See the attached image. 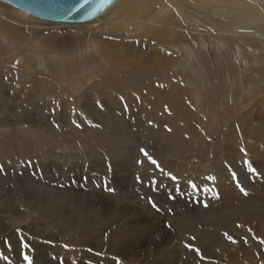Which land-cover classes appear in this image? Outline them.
I'll return each mask as SVG.
<instances>
[{"label":"rangeland","instance_id":"rangeland-1","mask_svg":"<svg viewBox=\"0 0 264 264\" xmlns=\"http://www.w3.org/2000/svg\"><path fill=\"white\" fill-rule=\"evenodd\" d=\"M169 1L166 0L171 5L172 3ZM0 3L6 6L9 5L2 1ZM9 7L12 6L9 5ZM12 8L23 12L18 8ZM1 9L0 7V13L3 12V15H0L2 22L8 23L7 15L14 18L17 17L14 11H7L6 8L1 11ZM5 11L7 12L6 14L4 13ZM121 12L122 10H118L117 13H114L109 19L110 21H107L108 24L99 22L91 25L93 32L99 30L98 32L103 33L100 37L104 40L99 42H104L107 45L108 41H113V37L105 35V28L111 27ZM173 12H175L174 9ZM30 17L34 18V23L38 24L35 25L37 26V32L35 31L34 36L25 33L24 25L22 26L12 21H9L10 24L0 25L2 29L8 30V28L10 29L11 26H14L12 25L14 23L15 27L18 25L17 27H20L21 30L20 36H18L19 34L12 35L16 38L0 35V58L7 66L28 67L33 69L35 75L56 81L58 87L60 85L61 90L73 98L77 95L76 91L82 92L84 89L86 91L93 83V88L97 90V97L104 99L106 106L105 108H99L93 105L90 93L87 94L86 92L85 95L88 97L83 99V105H86L89 99L91 104L88 103L85 109L83 107L82 109L69 108L66 105H62L56 111L53 107L50 108L51 105L48 106L44 102L41 103L42 100L38 88L36 92L34 88L29 89L27 86H22V88L20 87L21 89L19 88L13 94V76L8 77V75L0 71L1 123L14 118L18 120L17 118L26 115L25 117H28V119H32L35 116L40 119L39 123L43 124V127L39 125L27 127L21 126L17 122V127L4 126L3 124H1L3 126H0V137H2L0 142L11 138L12 141L8 140V142H12L11 146L5 145L4 147L6 149L9 147L16 149V152L20 151L19 154L21 156L16 158L10 154L0 153V204L4 203L0 205V218L7 211L22 210L23 207H21L18 199L20 188L34 198L36 197V199L41 194L49 191V200L56 202L58 207L54 209L55 216L51 218V221L50 219H45L48 223L55 219L58 220L59 204L63 207L66 206L65 204L73 203L76 200L80 203H86L88 194L94 195L93 197L95 198H97L95 195L100 197L102 194L114 196V198L118 197L117 199L121 200L124 205L123 209L117 210L118 213L115 210L107 212V216L101 221L103 225H86L79 231L71 232V238L79 241L93 240L94 242H104L106 240L117 242L119 239L138 242L147 238H159L165 234L163 238L166 240L162 241V246H164L154 252L155 256H163L161 258L163 262L159 259V263H139L133 259L124 260L117 255L111 256L112 254L107 252L96 254V256L94 254L83 256L80 254L82 253L80 250L90 252V246L68 244L69 238L62 237L61 231L54 227L45 229L43 226L47 222L35 213L30 220L23 223L24 225L14 228L10 232L8 231L9 233L7 232V234L0 230V264H28L24 259L25 255L31 257L32 264H107V262L108 264L109 262L110 264H164V262L165 264L171 262V264H230L226 259L227 252L223 250L232 251L233 245H235L233 241L241 239L244 240L245 245L247 240L260 243V238L240 225L238 221L251 217L253 224L260 225V229L264 228V146H258L260 150L263 149L260 152L259 149L252 145L258 141H253L247 136L250 139H247V144L245 143L246 149L248 152L256 153L255 155L260 159L251 168L259 169V171L248 170L247 157L242 156L240 152H238L239 154L235 152L238 140L235 136L236 134H233L235 133L234 125L231 124H234L233 119L236 117L237 112L242 110L243 107L250 105L253 99H259L260 95L264 94V39L261 35L254 36V34L238 32L235 39L228 34L227 36L223 35L224 40L222 38L219 40L209 38L208 44L205 43L204 46L202 43L192 40L190 41V47L186 48L184 47L185 45L177 46L175 44L174 36H171L173 35L171 30H174L172 21H170V27H163V32L154 35V42L155 40H163L159 42V45H161L167 55L172 54L176 58L172 69L176 70L181 80L186 83V101L192 109H190V114L191 121L195 126L194 129H196L195 134L191 133L192 137L190 136L187 139L188 150H179L180 143L178 139L180 137L172 135L173 138L170 145L167 144L165 146L163 142L166 134H164V131L156 129L154 122L152 124V119L147 117L145 110L143 111L146 106H140L139 96L143 98L146 95L143 98V100H146L152 95L151 91L146 92V94L142 92L143 96H141L139 95L140 93L133 90L138 101L134 100V102L125 100V95L112 89L111 84L102 83L97 86L98 78L105 71V68L113 69L110 59L98 57V51H100L98 46L95 49V46L90 47L91 45L89 44L90 46H88V43L84 45L80 43L79 48L75 46L62 53L57 51V56H52L51 52L43 53L41 48L34 49L37 44L35 35H41L40 33L42 32V35L52 37L48 40L50 44L57 43L58 41L55 40L61 38L60 34L61 36L68 35L72 31L73 26L69 25L79 23L65 24L58 22L57 24H60V26L43 28L45 25L40 26V23H50L51 21H44V19L32 15ZM204 22L207 21L204 20ZM110 23L111 26H107ZM35 26L33 27L35 28ZM148 30L145 27V29L125 34L121 38L125 41L124 43L128 48L150 51L151 44L148 42L139 41L142 45L136 42V37L144 36ZM155 36H158V38L156 39ZM86 37L94 39L95 37L97 38V35H89L87 33ZM26 41L29 46L26 45ZM132 41L134 42L131 44ZM243 41L251 44L252 48L250 49L249 46L244 45ZM59 54L62 57H59ZM103 61L106 62L105 65ZM150 78L154 79V76ZM153 82L154 85L152 82L151 84L156 86L158 93L164 95L167 92V89L161 87L159 82L155 80ZM29 90H31L30 93ZM112 93H117V95ZM111 96L120 98L115 97L117 100L114 101ZM25 97L30 100L27 99L26 101ZM20 98L22 100L25 98V101L23 100L24 103L22 102L23 104ZM261 101L263 102L264 98ZM16 104H22V106H16ZM55 112L56 115H54ZM114 120L116 123H114ZM97 121L100 122L98 123ZM19 127L27 131L28 136L32 140L34 139L32 142L41 148L42 155L47 158L45 156L44 159L38 158L35 156V151L29 148L27 144L22 143L21 145L16 142V137L12 135L18 133L17 128ZM111 127L123 134V138H114L110 131ZM225 127L233 130L230 131L229 138L226 136L229 140L232 139V143L229 141L232 145L224 140ZM250 130L248 135L252 137L257 134L255 131L264 133V122L258 125L251 124ZM221 131L223 132L222 137H220ZM201 140L205 146L201 145ZM226 144H229L230 148ZM21 147L22 150H20ZM141 149L144 151H141ZM21 152L23 153L21 154ZM145 152L149 156L152 155L150 156L152 160H157L158 162L155 164L152 161L150 162V160L147 162L148 156L145 155ZM156 152H163L164 159H161ZM51 154L56 155L53 157ZM156 155L157 157H155ZM204 156H208V158H204ZM48 157L51 158L49 159ZM168 158L171 159V162H168L170 161ZM154 165L156 166L153 171ZM172 177H176V179H172ZM193 185L196 187L194 188ZM107 189H113V191ZM153 204H155V207H153ZM135 209H141L143 213H138ZM98 210L97 203L92 205L89 210L90 216L94 215L92 214L94 212L97 213ZM147 216L148 218H146ZM128 218H130V221L132 218L135 220L121 228L110 230V228L114 227V223L128 220ZM213 220L217 221L216 224ZM1 225L2 223L0 222ZM226 233L227 235H225ZM197 235L199 236L200 245H194L193 243L196 241L195 237H198ZM228 236L233 239L229 240ZM24 245H28V247ZM135 247L137 250L133 253L137 254V256L142 257L151 251L150 246L145 244V242H138ZM196 249H200L199 252ZM77 250L80 253L76 252L77 254L73 255L74 252L72 251ZM260 251H263V248H260ZM209 252L211 253L209 254ZM164 254L166 259H164ZM106 256L112 257V260L109 261ZM167 257H169L168 260ZM170 260L172 261L170 262ZM240 260L243 261L242 259ZM263 261H261V264H263ZM241 264L248 263L241 262Z\"/></svg>","mask_w":264,"mask_h":264},{"label":"bare ground","instance_id":"bare-ground-1","mask_svg":"<svg viewBox=\"0 0 264 264\" xmlns=\"http://www.w3.org/2000/svg\"><path fill=\"white\" fill-rule=\"evenodd\" d=\"M170 1L172 3L171 5L169 3H167L166 0H113L112 3L110 5H108L107 8H105L102 12H100L92 20L85 21V22H78L79 24L69 25V26H73V29L71 28L72 31L70 30L71 32L68 35L62 34L63 36H61V34H60L61 38H58L59 40H55V41H58L57 43L50 44L48 42V40L51 39L52 37L50 38V36L42 35V32L40 33L41 35H35V37H36L35 40H36L37 44H36V46H34L35 47L34 49L41 48L43 53L44 52L45 53L51 52L52 56H54V55L57 56V51H59V53H62V52H65L66 50L72 49L75 46H77L79 48L81 45L80 43H83V45L88 43V46H90V45H91L90 47L95 46L96 47L95 49H97V46H98L100 49V51H98L99 52L98 57L110 59L112 61L113 69L105 68V71L98 78L97 86H99L102 83H105L106 85L111 84L112 89H114L118 93L125 95L124 98L127 101L136 100L135 97H137V96L134 95L135 92L140 93L139 95L143 96L142 92H145V94H146V92L151 91L152 95L150 97H148L146 100H143V98L146 97V95H144L143 98L139 96L138 99H140L139 100L140 106L145 105L146 106L145 108L148 107L147 109L144 108L143 111L145 110L147 117L152 119L151 120L152 124L154 122V126L156 125V129L162 130V131H164V134H166L163 144L165 146H167V144L170 145V142L173 138L172 135H175V136L178 135L180 137L178 139L179 143H180V145L178 147L179 150H183V149L188 150L187 139H188V137H190L192 135L191 133L195 134L196 129H194L195 126L193 125V123L191 121V114H190L191 108H190L189 104H187V101H186V93H187V92L185 93L186 83L181 80V78L177 74V71L172 69V67L174 66L173 64L175 63L176 58H174V56L172 54L167 55L165 50L162 49L161 45H159V42L163 41V40H155V42H154V40H153L154 35H157L159 32L160 33L163 32L162 31V29H164L163 27H170V25H171L170 21H172L174 23V25L172 24L173 25L172 28L174 30H171V34H173L171 36L172 37L174 36L173 38H174L175 44H177V46L178 45L179 46L185 45L184 47H186V48L190 47V41H192V40L194 42L202 43V45L204 46L205 43L208 44L209 38L217 39V40L222 38V40H224L223 35L227 36V34H228V35H231V37L235 39L236 34L238 32L239 33L240 32L246 33V34H254V36L255 35H257V36L261 35V37H263V39H264V0H170ZM0 7L2 9L6 8L7 11L8 10L14 11L17 14V17L14 18L12 16L7 15L9 21H12L16 24H21L22 26L24 25L25 26L24 28L26 29V31H28V32L25 31V33H27L30 36H34L35 31L37 32V28H36L37 26H35V25H38V24L34 23L35 22L34 18L30 17L31 14L27 13V14H29L27 16L26 13L19 12V11L13 9L12 8L13 6L9 7V5L6 6L5 4H2V3H0ZM172 8L175 10V12H173ZM2 9H1V11H2ZM118 10L119 11L122 10V12L120 13V15H118V17H116L117 19L114 20L113 23H115V24L112 23V26H111V23H110L107 26H111V27L105 28V31H106L105 35L113 37L112 38L113 41H108L107 45L104 42H99L100 40H104L100 37L103 33L98 32L99 30L93 32L91 30V25L92 24H94V25L98 24L99 22H102L104 24H108L107 21L109 22L110 21L109 19L111 18V16L114 13H117ZM2 13H0V15H3ZM4 13L6 14L7 12L5 11ZM204 20H206L207 22H204ZM9 21H8V23L3 21L4 22L3 23L0 20V25L2 26V24H4V25L10 24ZM14 23H12V25H14V26H11V28L10 29L8 28V30L2 29L0 27V35H2L4 37V35L12 36V35L19 34L18 36H20L21 35L20 34L21 33L20 27H17L18 25L15 27ZM57 23L58 22H52V21L50 23L49 22H43V23H40V26L45 25V26H43V28L54 27L57 25L60 26V24H57ZM61 23L69 24L66 22H61ZM33 26H35V28ZM61 26H67V25H61ZM145 27H147V29H149L148 32H146V34L144 36L143 35L138 36L139 38L136 37V42H138V43H141L139 41H144L146 43L148 42L149 44H151L150 51L142 50V49H140V50L133 49L132 47L128 48L124 43L125 41L121 37L125 34L127 35L129 33L135 32L137 30L145 29ZM17 28H19V29H17ZM42 29H41V31H42ZM66 29H68V27H66ZM244 31H246V32H244ZM174 32H176V34H174ZM87 33L89 35L95 34V35H97V38L95 37L94 39H88L87 38L88 35L86 37ZM12 37L16 38L15 36H12ZM140 37H142V38H140ZM155 38L157 39L158 36H155ZM133 42L134 41H132L131 44ZM223 43H225V42H223ZM230 43H232V42H230ZM243 43H244V45L249 46L250 49L252 48L251 44L246 43L244 41H243ZM219 44H221V43H219ZM26 45L29 46L27 41H26ZM141 45H142V43H141ZM209 53H210V51H209ZM213 54H215V53H213ZM232 54H233V52H232ZM59 57H62V56L59 54ZM40 59L43 60L42 58H40ZM101 61H102V59H101ZM244 61L246 62V60H244ZM103 63H104V65L106 64L105 61H103ZM177 63H180V62H177ZM223 66H224V64H223ZM0 71H2L4 74L8 75V77L13 76V79H14V88H13L14 92H13V94L20 87L22 88V86H27V87H29V89L34 88V89H36L35 90L36 92H37V88H38V91L41 95V96L39 95L41 97V100H42L41 103L44 102V103L48 104V106L51 105L50 108L53 107L54 109H56V111H57V108L62 107V105H66L69 108L74 107L75 109H82V107H83L85 109V107L88 105V103L91 104L90 99L92 100V104L99 107V108H105V106H106V102L104 101V99H102V98L100 99L97 97V90H96V88H93L92 82H91L92 84L87 88L86 91H84L85 89L83 90L84 92L83 91L80 92L79 90L76 91L77 95L74 96V98H73L72 96L68 95L66 92L61 90L60 85L58 87L56 81H51L46 77H43L40 75H38V76L35 75L33 69H31V68H28V67L19 68V67H15L12 65L7 66L6 63L0 58ZM153 76H154V79H151L150 77H153ZM154 80L156 82H159L161 87L167 89V92L164 95H162V93L157 92L156 86H153ZM100 81H102V82H100ZM151 82L153 83V85L151 84ZM58 84H59V82H58ZM23 89H24V87H23ZM25 89H26V87H25ZM27 90H28V88H27ZM111 90H109V91H111ZM165 90H163V91H165ZM30 92H31V90H29V93ZM86 92H87V94L90 93L89 95L91 96V98L89 99V101L87 100L88 103L86 105H83V103H84L83 99L88 97L87 95H85ZM16 94H18V93H16ZM112 94L117 95V93L116 94L112 93ZM13 96H15V95H13ZM111 97L113 98L112 100H114V101L117 100V99H115V97L120 98L118 96H114V97L111 96ZM25 98H23V100L25 99L27 101L28 97H25ZM260 98L263 99L264 94L260 95L259 99H253V101H251L250 105L243 107L242 110L239 109L240 111L237 112L236 117L233 119L234 124H231V125H234V130H235V133H233V132L232 133L234 135L236 134L235 136L237 137V140H238V145L235 148V152H237V153L240 152V153H242V156L247 157L246 162H247V167L249 168L248 170H251V168L254 167V165H256L257 162L260 161V159L258 158L257 155H255L256 153L253 154L252 151L248 152V150L246 149L247 148V146H246L247 139L251 138V139H253V141L254 140L258 141L255 143H253L251 141L253 143L252 144L253 147H255L256 149H259L258 146H260V147L264 146V133H262V132L260 133L258 131H255L257 133L255 136L252 137V136L248 135V133L251 131L250 130L251 124L258 125L259 123L264 122V101L262 102ZM18 99H19V97H18ZM20 99L22 100V98H20ZM23 100L21 101V103L23 102ZM28 100H30V99H28ZM35 101H37V100H35ZM39 103H40V101H39ZM22 104L21 105L16 104V106L17 105L22 106ZM10 105H9V107H10ZM19 109H21V108H19ZM86 112H87V110H86ZM54 115H56V112ZM86 115H88V114L86 113ZM25 116L26 115L17 118L18 120H16L15 118H14L15 120L9 119V120H6V122H4V123H1V121H2V119H1L0 120V126L4 125V126L17 127L18 123H20L19 125H21V126L23 125V126H27V127L38 126V125L41 127L43 125V124L41 125L39 123L40 119L36 118L35 116L32 119H28V117H25ZM72 116L74 117V115H72ZM114 123H116L115 120H114ZM1 124H3V125H1ZM224 129L226 130V131H224V138H225L224 140L227 143H230V142L232 143V141H231L232 139L229 140L228 136L231 133L230 131H233V130L229 129V128L227 129L226 127ZM224 129H222V130H224ZM17 131H18V133H15L12 135V136L16 137V142L20 143L21 145H22V143L27 144L29 148H31L35 151V153H36V155L34 154L35 156H37L38 158L40 157V158L44 159L45 155L44 156L42 155L41 148H39L34 142H32L34 139L32 140L31 137L28 136L27 131H25V129H22L20 127L17 128ZM110 131H111V134L114 138H123V134L119 133L116 129H113L111 127ZM252 131H253V129H252ZM233 134H232V136L234 137ZM221 135H223L222 131H221L220 137H222ZM251 135H253V133H251ZM247 136H249L250 138H248ZM193 137H195V136L193 135ZM0 139H2V137H0ZM175 139H177V138H175ZM234 139H235V137H234ZM8 140L12 141L11 138H8ZM8 140H3L2 142H0V153L5 154V155L10 154L16 158L21 157L19 154L20 151L16 152L15 151L16 149H12L11 147L6 149L4 147L5 145L11 146L12 142H8ZM119 141H120V139H119ZM13 142H14V140H13ZM213 142L215 143V141H213ZM200 143H201V145L205 146V144L203 143L202 140ZM250 146H251V144H250ZM12 147H13V145H12ZM107 148H108V146H107ZM20 150H22V147L20 148ZM50 150H53V149H50ZM261 150H263V149H261ZM261 150L259 149L260 152H261ZM112 151H114V150L112 149ZM194 151H196V150L194 149ZM47 152H48V150H47ZM208 152H209V150H208ZM22 153L23 152H21V154ZM43 153H44V151H43ZM179 153H181V152H179ZM203 153H204V151H203ZM100 154H102V153H100ZM156 154L161 159H164V156H163L164 153L163 152H156ZM168 154H170V153H168ZM199 154L202 156L201 153H199ZM51 155H53V154H51ZM54 155H56V154H54ZM54 155H53V157H54ZM157 155L155 157H157ZM150 156H152V155H150ZM14 157H13V159H14ZM204 158H208V156L207 157L204 156ZM169 159L170 158H168V160ZM242 160H243V157H242ZM148 161H149V159L147 157V162ZM151 161L152 160H150V162ZM156 162H158V161L156 160ZM168 162H171V159ZM150 164H152V163H150ZM176 165H177V163H176ZM176 165H175V167H176ZM155 166L156 165L153 166V171H154ZM173 169H175V168H173ZM182 170H183V168H182ZM256 171H259V169L255 170L253 172H256ZM115 187H116V185H115ZM28 194L29 193H27L25 190L23 191L21 188L19 191V195L17 194L19 196L18 199H19V202L21 203V207H23L22 210H24V211H22L21 209L17 210V211H7V212H5V215H3L0 218V222L2 223V225L0 226V230L3 231V233L7 234L8 231L10 232L14 228L21 227L22 225H24L23 223H26L27 220H30L32 215L35 213L38 214L42 219H44V220L50 219V221H51V218H53V216H55L54 209L57 208L58 205L56 202H52L49 200V196H48V195H50L49 191L44 193V194H41L38 199H36V197L34 198L33 196H31V194H29V195ZM93 196L94 195L88 194L87 195L88 201L86 203H80L79 201L76 200L73 203L65 204L66 206H63V207L60 206V204H59V218H58V220L55 219L50 223H48L45 220L47 223L45 222L46 225H44L43 227L45 229H47V228L51 229L52 227H54L57 230L61 231L62 237L69 238L68 244H70V245L74 244V245H81V246H90V249H91L90 252H86V251L79 249L82 253H80L79 250L72 251V252H74L73 255L80 253L83 256L84 255H90V254H92V255L94 254V256H96V254L99 255L101 253L107 252L108 254H112L111 256L117 255L118 257L120 256L124 260L133 259L139 263H159V259L163 258V256H158V255L155 256L154 252L160 250L161 249L160 247L164 246V245L162 246V241L166 240L163 238V236H165V234L161 235V237H159V238H157V237L147 238V239L145 238L146 240L143 239V240L138 241V242H145V244H148L150 246V249H151L150 253L143 255L142 257L137 256V254L135 255V253H133L137 250L135 245H137L138 242L123 241L120 239H119V241L117 240V242H113V241H109V240H106L104 242H98V241L94 242L93 240L92 241H90V240L79 241L78 239L75 240V239L71 238V234H70L71 232L79 231L82 229V227H84L86 225H88V226H90V225H97V226L103 225V223L101 221H103L105 219V217L107 216L106 215L107 212L113 211V210H115L117 212V210L119 211V209H123V207H124L122 201L117 199L118 197L114 198V196L111 197V196H108V195L106 196V195H102V194L100 197H98V195H95V196H97V198H95ZM78 197L80 198V196H78ZM0 200H1V198H0ZM172 200H174V199H172ZM1 203H3V202H1ZM96 203H97V207L99 210L97 213L94 212V213H92L94 215L90 216L89 210L92 207V205H95ZM3 204H0V205H3ZM135 210L138 213H143L141 209H135ZM55 212H56V210H55ZM251 215H252V213H251ZM117 216H119V215H117ZM135 216H137V215H135ZM114 217H116V216L114 215ZM122 217H123V215H122ZM146 218H148V216ZM214 218H215V216H214ZM3 219H4V224H3ZM129 219L130 218H128V220L117 221L116 223H114L115 225L113 224L114 227L110 228V230H114L115 228H121V227L129 224L130 222L132 223V221L135 220V219L133 220V218H132L130 221ZM117 220H118V218H117ZM252 221L253 220L251 219V217H249V218L243 219L242 221L240 220L238 222L240 225L247 228L251 233L253 232V235H256V237L258 236V238H260V243H255V242H252L251 240H247V244L245 245L244 240L236 239L235 245H233L232 251H228L227 249L223 250V251L227 252L226 253L227 254L226 259L228 262H230V264H241V262H246L248 264H261V261L264 260V228L260 229L259 228L260 225L258 226L257 224H253ZM214 222L216 224L217 221H214ZM232 223H234V222H232ZM111 224H112V222H111ZM225 224H226V222H225ZM229 224H227V225H229ZM261 227H262V225H261ZM176 231L179 232L178 230H176ZM109 232L111 233V231H109ZM159 233H161V232H159ZM171 234H172V232H171ZM166 238H168V237H166ZM198 238H199V236L195 237L196 241L193 242L194 245L199 244L200 240ZM245 238H246V236H245ZM108 239H110V238H108ZM260 248H263V251H260ZM52 251H54V250H52ZM69 253L72 254L70 251H69ZM202 253H203V249H202ZM210 253L211 252H209V254ZM165 254H164V259H166ZM215 254H216V252H215ZM211 255H213V254H211ZM216 255H218V254H216ZM88 258H89V256H88ZM91 258L93 259V257H91ZM168 258L169 257H167V260H168ZM100 259H101V257H100ZM106 259H108L110 261V260H112V257L108 256ZM239 259H242L243 261H241V260L239 261ZM22 260H24V259H22ZM161 260L163 262V259H161ZM171 261L172 260H170V262ZM171 263H169V264H171ZM216 263H217V261H216ZM107 264H108V262H107ZM109 264H110V262H109ZM164 264H165V262H164ZM166 264H168V263H166ZM263 264H264V261H263Z\"/></svg>","mask_w":264,"mask_h":264},{"label":"water","instance_id":"water-1","mask_svg":"<svg viewBox=\"0 0 264 264\" xmlns=\"http://www.w3.org/2000/svg\"><path fill=\"white\" fill-rule=\"evenodd\" d=\"M34 17L52 22L92 20L113 0H0Z\"/></svg>","mask_w":264,"mask_h":264},{"label":"snow or ice","instance_id":"snow-or-ice-1","mask_svg":"<svg viewBox=\"0 0 264 264\" xmlns=\"http://www.w3.org/2000/svg\"><path fill=\"white\" fill-rule=\"evenodd\" d=\"M141 151H144V150L141 149ZM145 155L148 156L147 152H145ZM148 159H149V160H152V158H151L150 156H148ZM152 163L155 164L156 161H155V160H152ZM251 170H252V171H255V169H251ZM172 179H176V177H172ZM193 187L195 188L196 186L193 185ZM107 190H109V191H113V189H107ZM241 190L243 191V189H241ZM245 194H246V193H245ZM153 207H155V204H153ZM225 235H227V233H226ZM228 239H229V240H232L233 238H232L231 236H228ZM233 242H235V241H233ZM24 246H25V247H28V245H24ZM189 247H191V245H189ZM196 251L199 252V249H196ZM5 259H7V257H5ZM24 259L28 262V264H32V259H31L30 256L25 255V256H24Z\"/></svg>","mask_w":264,"mask_h":264}]
</instances>
